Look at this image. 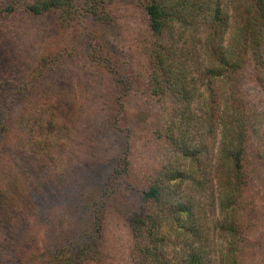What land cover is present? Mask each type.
I'll use <instances>...</instances> for the list:
<instances>
[{
    "label": "rangeland",
    "instance_id": "rangeland-1",
    "mask_svg": "<svg viewBox=\"0 0 264 264\" xmlns=\"http://www.w3.org/2000/svg\"><path fill=\"white\" fill-rule=\"evenodd\" d=\"M8 1L0 0V8ZM84 1L70 23L58 13L0 10V124L10 118L8 132H0V166L9 161L26 173L15 215L0 224V264H43L57 247L84 241L83 230L106 264H128L129 221L145 207L142 190L169 153L161 138L168 102L148 89L145 0H89L97 14L108 12V23L82 11ZM59 52L60 60L37 64ZM41 67L38 87L22 88ZM24 93L29 100H17ZM19 139L50 142L48 159L20 150L26 145ZM126 151V179H113ZM251 167L242 221L255 246L244 260L264 264V161ZM205 210L212 216L217 208L208 203ZM10 233L15 242L7 246Z\"/></svg>",
    "mask_w": 264,
    "mask_h": 264
},
{
    "label": "trees",
    "instance_id": "trees-1",
    "mask_svg": "<svg viewBox=\"0 0 264 264\" xmlns=\"http://www.w3.org/2000/svg\"><path fill=\"white\" fill-rule=\"evenodd\" d=\"M78 2L9 0L0 10L20 8L33 17L58 13L62 23H70ZM85 7L101 23L109 22L108 12L97 14L93 2L85 0L82 11ZM144 10L150 35L148 89L168 102L161 138L169 153L142 190L145 207L129 221L133 243L128 264H245L255 244L242 221L244 198L253 186L252 161H264V0H145ZM61 55L50 61L43 57L37 64L56 62ZM42 69L35 82L21 87H38ZM29 97L24 93L17 100ZM8 119L0 132H8ZM25 145L20 150L48 159L52 144ZM128 155L124 152L113 179H126ZM25 174L9 161L0 166L3 227L10 222L5 216L17 211ZM208 203L217 208L212 216L205 210ZM81 232L84 241L57 247L43 264H106L88 233ZM13 236L8 235L7 246L15 242Z\"/></svg>",
    "mask_w": 264,
    "mask_h": 264
}]
</instances>
